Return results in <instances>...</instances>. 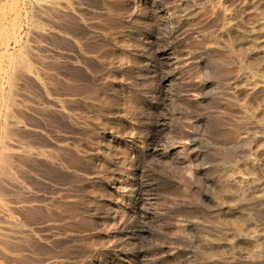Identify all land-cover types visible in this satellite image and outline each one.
I'll list each match as a JSON object with an SVG mask.
<instances>
[{
	"label": "rangeland",
	"instance_id": "rangeland-1",
	"mask_svg": "<svg viewBox=\"0 0 264 264\" xmlns=\"http://www.w3.org/2000/svg\"><path fill=\"white\" fill-rule=\"evenodd\" d=\"M11 1L0 264H264V0Z\"/></svg>",
	"mask_w": 264,
	"mask_h": 264
},
{
	"label": "bare ground",
	"instance_id": "bare-ground-1",
	"mask_svg": "<svg viewBox=\"0 0 264 264\" xmlns=\"http://www.w3.org/2000/svg\"><path fill=\"white\" fill-rule=\"evenodd\" d=\"M34 2H37V4H47V5H51V4H53L54 3V0H34ZM3 4L5 3V2H2ZM2 3H0V4H2ZM9 3H10V1H9ZM13 2L11 1V4H9L10 5V7H8L9 8V10H11V12L12 11H14V9L16 8V6L14 7V3L12 4ZM6 4H8L7 2H6ZM57 4V3H56ZM8 5V6H9ZM31 5H32V3H31ZM7 7H6V9H8ZM6 9H5V6H2L1 7V5H0V40L2 41V39L3 38H5L4 39V41H5V51H6V49H7V47L9 46V41L7 40V39H9V35H7V33L6 32H8L7 31V29H9V28H7L8 27V25L6 26L5 25V22H6V20H9L10 19V28H11V32H12V34H14V30L16 29V27H17V20H16V18H17V16L16 15H14V14H17V13H14V12H12V14L14 15V17L13 18H8V19H6V15H7V13L8 12H6ZM17 10V9H16ZM15 10V11H16ZM10 12V13H11ZM8 15H10V14H8ZM26 15V14H25ZM33 16V15H32ZM25 17V16H24ZM19 23V22H18ZM8 24H9V22H8ZM55 26V25H54ZM31 28H32V26H30ZM34 27V26H33ZM17 30H18V28H17ZM6 31V32H5ZM10 34V33H9ZM12 37H14L13 38V43H12V45L14 44V46H16V44H19L18 43V41H17V39H15V37H17V36H14V35H12ZM10 38H11V36H10ZM26 39V38H25ZM18 40H20V39H18ZM27 41V40H26ZM20 42V41H19ZM29 42V41H28ZM4 43L2 42V44L1 45H3ZM1 47V46H0ZM19 47H21V46H19ZM13 48V47H12ZM18 49V48H17ZM21 49V48H20ZM20 49L18 50V51H20ZM21 50H23V49H21ZM17 51V50H16ZM22 52V51H21ZM6 53V52H5ZM18 53H20V52H17V54ZM8 54H11V53H8ZM14 54H16V53H14ZM3 56V55H2ZM11 56V55H10ZM18 56V55H17ZM13 57V58H11L10 59V57L8 56V58L10 59L9 61H7V62H10L9 63V66H12V73H11V76L12 77H14L15 76V74L18 72L19 73V67H20V65L22 64V65H24L25 63L24 62H22L23 61V58L22 57ZM23 56V55H22ZM12 57V56H11ZM4 58H6V56L4 57ZM8 58H6V59H8ZM22 58V59H21ZM2 60H4L3 58H2ZM0 61H1V59H0ZM2 62V61H1ZM4 62V61H3ZM6 62V63H7ZM20 62H22L21 64H20ZM1 64V63H0ZM3 64V63H2ZM7 65V64H6ZM1 67V66H0ZM4 67V66H3ZM23 68H25L27 71H31V67H29L27 64L25 65V66H22ZM10 68V67H9ZM6 69V68H5ZM0 70H2V68H0ZM6 71V70H5ZM5 71H3L4 72V74H5ZM9 71V70H8ZM7 71V72H8ZM3 72H1V73H3ZM32 72V71H31ZM37 72V71H36ZM36 72H34L33 74H34V76H36V79H38V75H37V73ZM0 73V74H1ZM10 73V72H9ZM8 73V74H9ZM3 74V75H4ZM2 75V76H3ZM1 76V75H0ZM6 76V75H5ZM10 76V75H9ZM8 76V77H9ZM10 76V77H11ZM17 77V75L15 76V78ZM3 78V77H2ZM1 78V79H2ZM18 78V77H17ZM11 79L12 78H10V81H11ZM5 80H6V78H5ZM5 80H4V83H5ZM8 80V79H7ZM6 80V81H7ZM39 80V79H38ZM7 83H9V80H8V82ZM6 83V84H7ZM14 83V82H13ZM8 85V84H7ZM3 86V85H2ZM8 87H9V85H8ZM12 87V86H11ZM1 89V88H0ZM9 89V88H8ZM10 90H12V89H10ZM1 91H3L2 89H1ZM13 92H14V90H13ZM8 95H10V92L8 93ZM20 95V94H19ZM9 98V97H8ZM11 98V97H10ZM9 98V99H10ZM5 99V98H4ZM2 102H3V100H1ZM7 101V100H6ZM11 101V100H10ZM9 102V101H8ZM12 102V101H11ZM5 103V102H4ZM16 104V103H15ZM14 104V105H15ZM1 105V104H0ZM6 106H7V103L5 104ZM0 108H1V106H0ZM9 108V107H8ZM6 110H7V108H6ZM1 112V111H0ZM7 112V111H6ZM6 112L5 113H3V125H0L1 126V128H2V130L4 131V128H5V126H6ZM13 112H15V111H13ZM2 113V112H1ZM8 114V113H7ZM12 120V119H11ZM25 121V120H24ZM9 122V121H8ZM1 123V122H0ZM19 123V122H18ZM0 132H2V131H0ZM19 133V132H18ZM6 134V133H5ZM10 134V133H9ZM2 138V137H1ZM1 138H0V140H1ZM4 139V138H3ZM0 143H1V141H0ZM5 143H7V141L6 142H2L1 144V147H0V168L1 169H3L2 167L4 166V164H6L5 162H6V159H7V157H8V155H7V151L8 150H10V148L5 144ZM7 160H9V159H7ZM8 162V161H7ZM7 166V165H6ZM5 166V167H6ZM4 170V169H3ZM2 205V204H1Z\"/></svg>",
	"mask_w": 264,
	"mask_h": 264
}]
</instances>
